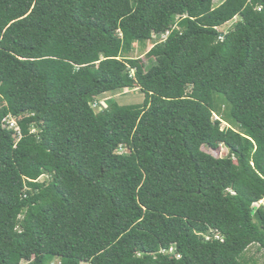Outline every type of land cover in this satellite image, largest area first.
I'll list each match as a JSON object with an SVG mask.
<instances>
[{
	"label": "trees",
	"instance_id": "16d2710c",
	"mask_svg": "<svg viewBox=\"0 0 264 264\" xmlns=\"http://www.w3.org/2000/svg\"><path fill=\"white\" fill-rule=\"evenodd\" d=\"M263 200L264 0H0V264H257Z\"/></svg>",
	"mask_w": 264,
	"mask_h": 264
},
{
	"label": "rangeland",
	"instance_id": "374dc122",
	"mask_svg": "<svg viewBox=\"0 0 264 264\" xmlns=\"http://www.w3.org/2000/svg\"><path fill=\"white\" fill-rule=\"evenodd\" d=\"M224 0H213L215 6H220L223 3ZM240 21V18H236L232 22L228 23L227 25L221 27L219 31L222 33L226 34L230 30H232L235 26L236 23ZM161 38H154L153 41L148 42L146 47H143L141 45L137 46L135 45V50L134 52L130 55L131 59H140L143 61V63L146 66H149V61L147 59V54L150 52V50L153 48L156 42H161ZM159 40V41H158ZM164 40V38H163ZM218 95H216V98ZM144 100L145 96L144 94L136 87L133 89H126L118 92H113V93H107L103 96H100L99 98L96 99L95 104L93 107L97 111H101L103 109H106L110 104L118 103L120 106L126 107V106H134V105H144ZM99 108V109H98ZM222 114L225 111L224 107L221 108ZM215 120L219 119V116L214 117ZM229 125L225 122L222 123V128H228ZM237 131H241L240 128H236ZM207 153H210L211 155L217 157V158H225L228 156V150L225 149L223 146L220 147L219 150L217 151H211L208 149H205ZM124 153H127V151L123 150ZM41 181H47V178L41 179ZM264 206V200L256 204L254 207L255 209H258L259 207ZM245 261H253L256 262L257 264H264V251H261L259 249V246H252L250 247L247 252L244 255ZM59 260L53 261L52 264H58ZM24 264V263H23Z\"/></svg>",
	"mask_w": 264,
	"mask_h": 264
},
{
	"label": "built area",
	"instance_id": "2783aa9c",
	"mask_svg": "<svg viewBox=\"0 0 264 264\" xmlns=\"http://www.w3.org/2000/svg\"><path fill=\"white\" fill-rule=\"evenodd\" d=\"M166 36H164L163 38L165 39ZM5 127L10 129V130H14L16 132H19V128H18V124H17L16 120L11 119V120L7 121ZM171 252H173V250H171Z\"/></svg>",
	"mask_w": 264,
	"mask_h": 264
}]
</instances>
